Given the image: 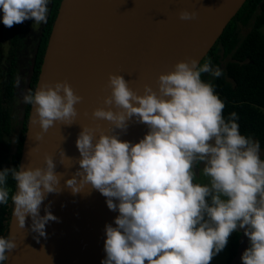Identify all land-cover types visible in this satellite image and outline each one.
I'll use <instances>...</instances> for the list:
<instances>
[{
	"label": "clouds",
	"instance_id": "obj_1",
	"mask_svg": "<svg viewBox=\"0 0 264 264\" xmlns=\"http://www.w3.org/2000/svg\"><path fill=\"white\" fill-rule=\"evenodd\" d=\"M49 2L0 0V20L8 28L27 20L45 24ZM196 17L195 11L179 13L182 21ZM202 74L218 78L223 73L211 61L180 60L171 71L159 74L155 89L145 84L142 94L130 87L124 75L110 73L109 94L91 116L108 122L112 134L99 125L81 126L76 139L80 158L75 159L79 167L63 187L64 173L56 171L57 159L50 154L44 155L43 167L0 170V205L11 200L17 226L25 228L30 216V230L46 237V225L59 222L50 205L40 215L48 195L60 194L64 188L76 195L87 187L88 194L98 191L108 209L118 212L115 226L105 225L101 264H210L240 229L249 241L242 264H264L261 146L240 133L237 113L225 119L224 102ZM23 102L33 108L32 124L39 125L36 140L40 141L57 123H75L79 115L75 106L83 97L67 81H59L29 90ZM130 122L148 129L137 143L120 139ZM59 156L63 166L65 159H74L62 148ZM200 162L204 166L197 170ZM197 171L205 183L196 182ZM16 248L14 234L0 237V264Z\"/></svg>",
	"mask_w": 264,
	"mask_h": 264
},
{
	"label": "water",
	"instance_id": "obj_2",
	"mask_svg": "<svg viewBox=\"0 0 264 264\" xmlns=\"http://www.w3.org/2000/svg\"><path fill=\"white\" fill-rule=\"evenodd\" d=\"M243 1L59 0L33 91L42 84L67 81L83 102L75 106L79 115L74 124L57 123L40 141L36 140L40 128L32 124L34 111L29 106L18 166L43 167L44 155H53L56 171L64 173L63 187L79 167L75 159L80 158L76 139L81 126L99 125L106 134H112L108 122L95 121L91 116L109 94L108 75H124L131 81L130 87L141 94L145 84L155 89L159 74L171 71L176 62L188 58L200 62ZM182 10L195 11L196 19L180 20ZM147 131L146 125L130 122L120 139L137 143ZM60 148L74 158L65 159L64 166L59 163ZM259 155H264V147H260ZM87 190L85 187V193L73 195L64 188L60 194L48 195L40 215L50 205L59 222L46 225V237L30 230V216L25 228L20 229L11 203L5 237L14 234L17 248L5 264H101L105 258V225L115 226L118 212L108 209L106 198L98 191L88 194ZM240 231L239 244L247 238L244 230Z\"/></svg>",
	"mask_w": 264,
	"mask_h": 264
},
{
	"label": "trees",
	"instance_id": "obj_3",
	"mask_svg": "<svg viewBox=\"0 0 264 264\" xmlns=\"http://www.w3.org/2000/svg\"><path fill=\"white\" fill-rule=\"evenodd\" d=\"M56 0L47 23L44 25L42 36L36 44V51L31 60L27 77L25 94L33 91L41 57L46 44L52 20L56 13ZM251 19L249 29L241 38L236 35V23H246ZM264 27V0H244L238 10L226 23L225 27L216 38L210 49L200 60V64L211 61L212 66L218 64L219 56H228L220 67L222 75L212 77L208 82L214 86L215 93L224 102L223 115L225 119L237 113L239 131L242 135L252 137L264 147V36L259 28ZM220 51V54H218ZM7 81L4 85V98L10 97L13 82V59L9 62ZM203 77V74H202ZM0 88V170L18 166L20 147L25 130L29 105L22 102V110L18 129L13 139H4L8 134L9 115L3 107ZM14 141V142H13ZM261 159H264V155ZM9 187L14 192V182L9 178ZM11 200L7 205H0V235L5 236ZM240 232H233L226 245L225 263L228 264L235 256Z\"/></svg>",
	"mask_w": 264,
	"mask_h": 264
},
{
	"label": "rangeland",
	"instance_id": "obj_4",
	"mask_svg": "<svg viewBox=\"0 0 264 264\" xmlns=\"http://www.w3.org/2000/svg\"><path fill=\"white\" fill-rule=\"evenodd\" d=\"M250 25H251V19H249L244 24L237 22L236 28H235L237 38H241L245 34V32L249 29ZM33 26L35 27L34 21H33ZM28 27H29V24L27 25V27L24 26L22 28L23 34L28 33V30H29ZM259 32L260 34L264 36V27H260ZM8 47H9V43H7L6 41H2V43L0 44V88H1L2 98L4 99L2 104H3L4 109L7 111L9 115V129H10L8 134L3 135V138L5 140L8 138L13 139L18 129L19 119H20L21 110H22L23 95L25 94V91L27 88L26 86L27 77H28V73L30 69L29 65L31 63V53L34 47V43L33 42L29 43V41L26 40V36L24 37L23 35L20 42L15 46L16 51H17L16 52L17 57L15 59L16 61L15 67L13 64V82H12V88H11V95L10 97L4 98L3 88L7 81V71H8L7 69L9 68V62L11 60V56L14 54V52L8 53ZM12 49L13 48H11V50ZM218 54H220V51H218ZM227 59H228V56H225V57L219 56L218 64L213 65V67H219V68L222 67L224 62ZM211 78L212 76H210L209 74H206L205 82H208ZM200 168H203V166L198 165L197 170H199ZM196 182L197 183L206 182V179L202 176V173L199 171H197V174H196ZM239 232L241 234L240 230ZM239 243H240V239H238V245L236 249L237 253L230 260L228 264H242V261H241L242 253L249 246L248 237L246 239H243V242L241 241V244ZM225 258H226V247L221 252H219L217 255L213 257L210 264H226Z\"/></svg>",
	"mask_w": 264,
	"mask_h": 264
},
{
	"label": "flooded vegetation",
	"instance_id": "obj_5",
	"mask_svg": "<svg viewBox=\"0 0 264 264\" xmlns=\"http://www.w3.org/2000/svg\"><path fill=\"white\" fill-rule=\"evenodd\" d=\"M56 0H50L49 2V13H48V17L49 15L51 14L52 12V9H53V5L55 3ZM59 3V1H58ZM58 6V5H57ZM57 6H56V10H57ZM0 17H2V13L0 15ZM2 24V25H1ZM29 24V30H28V33L26 34H23L22 31H23V27L26 26ZM46 24V23H45ZM45 24H40V25H35V27L33 26V20H27L25 21L24 23L22 24H17V25H14L13 27L11 28H8V27H5L3 25V23L1 22L0 25H1V29H0V44L2 43V41H6L7 43H9V47H8V53L9 52H14V54L11 56V58L16 59L17 55H16V48L15 46L20 42V40L22 39L23 35L24 37L26 36V40L29 41V43L33 42L34 43V47L32 49V53H31V60L32 58L34 57V53L36 51V44L39 42L41 36H42V31H43V28H44V25ZM52 24V23H51ZM11 48H13L11 50ZM30 52V51H29ZM11 61V60H10ZM13 61V64H14V67H15V63L16 61L14 62ZM13 64L11 65L12 68H13ZM31 64V63H30ZM10 66V64H9ZM30 67V65H29ZM8 70V69H7ZM202 79L205 81L206 79V74H203V77ZM262 158V157H261ZM200 165V164H199ZM201 166H204V165H201ZM2 237V236H1ZM5 237V236H4Z\"/></svg>",
	"mask_w": 264,
	"mask_h": 264
}]
</instances>
